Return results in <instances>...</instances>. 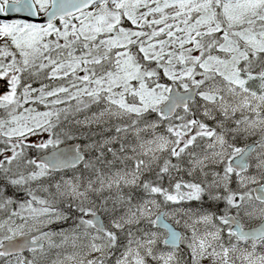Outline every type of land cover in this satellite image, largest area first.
<instances>
[{
    "label": "snow or ice",
    "instance_id": "1",
    "mask_svg": "<svg viewBox=\"0 0 264 264\" xmlns=\"http://www.w3.org/2000/svg\"><path fill=\"white\" fill-rule=\"evenodd\" d=\"M0 264H264V0H0Z\"/></svg>",
    "mask_w": 264,
    "mask_h": 264
}]
</instances>
